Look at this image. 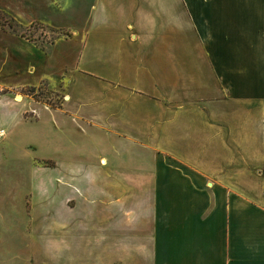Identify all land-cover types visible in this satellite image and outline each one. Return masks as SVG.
Segmentation results:
<instances>
[{"label": "crops", "instance_id": "0c3cea01", "mask_svg": "<svg viewBox=\"0 0 264 264\" xmlns=\"http://www.w3.org/2000/svg\"><path fill=\"white\" fill-rule=\"evenodd\" d=\"M38 1L0 13L48 25L18 19ZM86 20L56 107L23 99L32 50L0 32L2 151L87 174L43 216L0 214V264H264V0H91ZM67 190L84 209L48 212Z\"/></svg>", "mask_w": 264, "mask_h": 264}, {"label": "rangeland", "instance_id": "374dc122", "mask_svg": "<svg viewBox=\"0 0 264 264\" xmlns=\"http://www.w3.org/2000/svg\"><path fill=\"white\" fill-rule=\"evenodd\" d=\"M90 3L91 0H39L29 7L25 5V17L18 16L21 22L33 19L48 25L32 24L24 29L18 28L10 17L0 13V32L20 38V41L28 43L32 50H23L22 69L20 73L17 72L21 78L19 83H32L19 88L23 99L52 107L58 106L60 90L75 73V61L81 43L82 30L73 27L79 28L77 26L82 25L88 18ZM18 75L7 79L0 78V95L9 96L16 92L13 83L10 84L9 81L13 82ZM23 119L28 120L29 115L23 114ZM64 158L71 166L83 167L82 162H75L82 158H75L72 152ZM93 162L96 163V160ZM49 168L50 163L35 162L27 153L4 154L0 147V214L12 215L15 209L16 213L24 218L34 213L43 216L48 206V198L61 194V190L52 191L53 182H62V178L69 182L71 177H74V181L79 177L76 180L81 182L87 178L86 172H75L74 175L64 177L50 172ZM82 171L84 169L81 168ZM57 188L60 189L58 186ZM69 191L74 190L64 191L68 192V196L54 201L48 212L64 216L79 214L84 207L76 199L69 197ZM44 192L43 197L40 193L43 195Z\"/></svg>", "mask_w": 264, "mask_h": 264}, {"label": "built area", "instance_id": "2783aa9c", "mask_svg": "<svg viewBox=\"0 0 264 264\" xmlns=\"http://www.w3.org/2000/svg\"><path fill=\"white\" fill-rule=\"evenodd\" d=\"M3 137V131L0 130V138Z\"/></svg>", "mask_w": 264, "mask_h": 264}]
</instances>
